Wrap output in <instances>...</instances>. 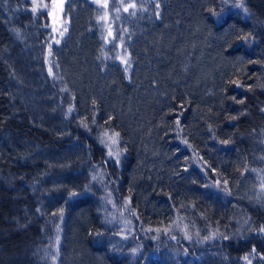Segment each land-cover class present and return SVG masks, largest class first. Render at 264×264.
I'll use <instances>...</instances> for the list:
<instances>
[{
  "label": "trees",
  "instance_id": "1",
  "mask_svg": "<svg viewBox=\"0 0 264 264\" xmlns=\"http://www.w3.org/2000/svg\"><path fill=\"white\" fill-rule=\"evenodd\" d=\"M126 1L46 54L0 0V264H264V0Z\"/></svg>",
  "mask_w": 264,
  "mask_h": 264
},
{
  "label": "rangeland",
  "instance_id": "2",
  "mask_svg": "<svg viewBox=\"0 0 264 264\" xmlns=\"http://www.w3.org/2000/svg\"><path fill=\"white\" fill-rule=\"evenodd\" d=\"M7 1L8 3L14 1L15 7L19 10L18 13L24 11L27 15V19L25 20V22L30 25V27L27 28L29 31L23 30V35H25V33L27 32L32 31L35 40H39V44L42 45L46 54L55 52L56 48L59 47L60 42L67 33L68 26H70V5L68 4V2L74 0H4V2ZM84 1V5L91 9L92 7L94 8V12H96L95 18L102 27V36L106 40L111 39L113 35L115 36L114 29L111 26V20L113 21L114 15L118 13L116 12L117 9L125 12L124 8L131 4L126 0H107V6H105V0H98V2L97 0ZM9 8L10 7L8 6L5 17L12 26L18 28V26H16L17 21L15 20V14H13L12 12V6L11 10H9ZM33 9H35V11ZM84 9L86 8L84 7ZM61 33H63V35H61ZM32 40L34 42V38ZM56 41H59V43H56ZM36 46L39 47L38 45ZM122 60L123 59L120 58L119 62H122ZM46 75H51L50 71H47ZM105 149L107 158L109 156L108 153L110 150L113 153H117L116 148L110 140H108ZM111 158L115 159L116 156L114 155ZM95 171H97L96 168ZM107 205L110 209L116 207L111 200L107 201ZM119 213L124 215H120L112 220L113 228H116L118 239L120 242H122L125 241L127 237H130V235L133 234L135 223L131 219H129V217L131 216H129L128 214L121 213L120 210ZM51 248L52 249H50V253L47 255V257L53 264H71L73 261L70 259V257L75 260H77L79 257L77 253L71 252L69 257L67 256L66 259V255H62V257L65 259L62 261V258H59L58 255L55 254V248L53 246H51ZM126 251L129 255L133 254V256L137 252V250H133V248H131L130 251L126 249ZM96 262L99 261L97 260Z\"/></svg>",
  "mask_w": 264,
  "mask_h": 264
},
{
  "label": "snow or ice",
  "instance_id": "3",
  "mask_svg": "<svg viewBox=\"0 0 264 264\" xmlns=\"http://www.w3.org/2000/svg\"><path fill=\"white\" fill-rule=\"evenodd\" d=\"M97 2H98V0H97ZM105 6H107V0H105ZM136 7V5L134 4V3H132V4H129L127 7H125L124 8V11L125 12H127L128 10H129V8H135ZM34 11H35V9H33ZM117 11H119L118 9H117ZM61 35H63V33H61ZM56 43H59V41H56ZM125 63H127V61H124ZM93 123H95V121H93ZM178 123V122H177ZM119 133L118 132H114V133H112V135L111 136H108V133L107 132H105L104 133V136H108V139L111 141V143L113 144V145H116V144H118L119 143ZM105 141L102 139L101 140V143H104ZM184 143L186 144L187 143V141H184ZM224 143H227V141H225ZM108 155H109V157H112V156H118L119 155V153L117 152V153H113L111 150L109 151V153H108ZM93 179L95 180L96 179V177L94 176L93 177ZM224 184L226 185L227 184V181H224ZM219 185V182H217V185H206V187H217ZM226 190V189H225ZM75 195H77V193H75V192H73V193H70V196H75ZM63 210L61 209V212H62ZM261 231H264V229H261ZM189 239H190V237H189Z\"/></svg>",
  "mask_w": 264,
  "mask_h": 264
}]
</instances>
